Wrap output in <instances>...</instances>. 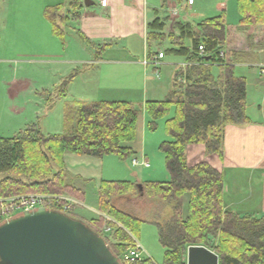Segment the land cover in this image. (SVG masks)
<instances>
[{
	"label": "trees",
	"instance_id": "1",
	"mask_svg": "<svg viewBox=\"0 0 264 264\" xmlns=\"http://www.w3.org/2000/svg\"><path fill=\"white\" fill-rule=\"evenodd\" d=\"M78 6L77 0H70V7ZM62 7L44 10L52 34L61 42L67 22ZM237 7L242 19L234 30L228 29L224 12L198 24L175 23L177 36H166L162 32L165 24L159 19L149 24V51L154 44L160 46L167 39L170 46L166 51L185 58L186 63L184 71L179 69L175 74L173 89L166 98L144 106L148 130H155L157 121L165 119L174 109L164 126L171 140L159 146L170 179L147 183L143 188L148 198L170 207L167 220L152 222L165 250L161 264H185L189 246L209 249L217 254L219 264H264V214L239 215L225 211L222 174L205 162L188 167L185 159V148L191 144H203L207 155L221 157L225 127L249 123L245 113L246 82L234 74V65L243 62L248 54L230 51L222 59L219 51L227 47L230 33L246 35L245 43L251 49L256 37L247 30L252 27H262L256 41L264 43V0H237ZM199 47L203 48V54ZM213 66H217L218 75L214 76ZM78 73L79 70L72 71L53 92L43 94L47 108L66 98L68 86ZM178 77L185 83H177ZM63 107L62 134L43 135L37 125H31L12 138H0V200L29 194L74 197V191L66 185L65 153L97 158L115 155L121 160L132 155L130 149L122 147L136 138L139 113L132 104L65 101ZM120 187V183H103L99 191V209L110 219L100 217L89 223L81 220L104 238L118 260L134 245L132 240L137 239L143 223L112 207L111 197L122 193ZM123 187L131 192L135 190L129 183ZM185 195H189V200L183 215ZM105 224L108 235L101 232Z\"/></svg>",
	"mask_w": 264,
	"mask_h": 264
},
{
	"label": "crops",
	"instance_id": "2",
	"mask_svg": "<svg viewBox=\"0 0 264 264\" xmlns=\"http://www.w3.org/2000/svg\"><path fill=\"white\" fill-rule=\"evenodd\" d=\"M84 1L77 0L79 6L74 8L70 7V0H0V138H12L31 125H37L43 135L62 134L65 101L132 104L137 97L146 104L164 100L173 89L175 74L186 63L185 58L179 56L176 62L163 63V58L162 66L169 69L165 80L151 77L150 67L143 63L155 54L152 48L148 49L149 24L159 19L165 24L162 31L165 35L177 36L173 27L177 22L198 24L219 16L216 6L213 11L205 10V6L196 8L194 0L185 1L181 16L175 0H165L164 7L162 0H89L93 3L90 6H85ZM59 5L63 6L61 12L68 19L63 27V42L52 34L51 25L44 16L46 8ZM235 9L237 14L233 8L230 14H225L229 30L237 28L242 19L238 7ZM162 13L167 15L162 17ZM194 18L199 21H193ZM256 29L259 34L262 27ZM255 31V27L247 30L249 35ZM256 38L248 58L234 65V74L240 66L256 67L258 78L254 90L260 100L257 110L251 115L246 86L245 113L249 123L225 127L223 155H207L203 144H191L185 148V159L188 167L205 162L222 174L225 211L261 216L264 214V80L260 69L264 67V43L257 44ZM244 39V34L230 33L224 52L247 53L250 49L243 45L246 44ZM74 70L79 73L70 82L66 98L47 108L43 94L53 92ZM212 71L214 76L219 73L217 66H213ZM144 113L145 116L138 114L135 141L122 147L132 151L131 157L147 163V168L140 166L137 167L139 172H132L115 155L102 158L63 155L66 185L74 191V197L69 198L77 203L74 209L85 204L96 214L90 221L81 216L75 218L86 223L100 217L110 219L99 209V191L103 183H120L122 193L111 197L112 207L143 223L148 213L158 221L165 204L149 200L143 188L147 183L159 181L149 172L145 183L131 181L134 175L141 178L142 169L152 166L150 153L142 143L143 120L146 128L149 121ZM170 113L163 119V126L173 116L174 109ZM167 176L170 179L168 172ZM127 183L134 186L133 192L123 187ZM188 200L189 195H185L186 204ZM142 257L151 260L144 250Z\"/></svg>",
	"mask_w": 264,
	"mask_h": 264
},
{
	"label": "water",
	"instance_id": "3",
	"mask_svg": "<svg viewBox=\"0 0 264 264\" xmlns=\"http://www.w3.org/2000/svg\"><path fill=\"white\" fill-rule=\"evenodd\" d=\"M85 6L93 3L84 1ZM217 254L189 246L186 264H219ZM0 264H120L104 238L58 211L23 212L0 224Z\"/></svg>",
	"mask_w": 264,
	"mask_h": 264
},
{
	"label": "rangeland",
	"instance_id": "4",
	"mask_svg": "<svg viewBox=\"0 0 264 264\" xmlns=\"http://www.w3.org/2000/svg\"><path fill=\"white\" fill-rule=\"evenodd\" d=\"M195 4L194 6L197 7H202L205 6V10H214V6H216L217 10H218V15H220L222 12H224V15L230 14L232 12V8L233 10H235L236 12V7H237V0H194ZM236 2V3H235ZM178 6V11L180 12V16L183 15V11L181 10V6L185 5V0H182L181 4L176 3ZM213 5V6H212ZM204 8V7H203ZM234 12V11H233ZM209 13V12H207ZM237 14V12L235 13ZM162 17L166 16V13H162L161 14ZM209 15H213V14H209ZM65 16V15H64ZM66 17V16H65ZM213 17V16H212ZM67 19V17H66ZM68 20V19H67ZM195 22L199 21L198 18H194ZM235 28H232V30H234ZM255 32L253 33L252 36L257 37L258 35V29L255 28ZM257 35V36H256ZM168 36V35H166ZM246 37V35H244ZM259 44V43H257ZM263 44V43H262ZM246 45V44H243ZM170 44H169V40L166 39V41H164L163 43H161L160 46H156V44L153 45L152 50L154 53H157L156 51L159 49L164 53V60L162 61L163 63H167V62H172V61H178L176 59L177 56L167 52L166 50L169 48ZM260 47H258L259 49ZM253 48L250 49V51H247V54L249 55L251 50ZM257 55H259V53H257ZM248 58V57H247ZM252 61H248L249 64H251ZM150 67L151 70V77L155 78L157 77V75L155 74V69L153 65H148ZM152 68V69H151ZM169 69H167L166 67L162 66V64H160L159 66V74L158 77L162 78V81L165 80L166 75L168 74ZM237 76H243L245 82L247 81V89H248V104L250 107V111H251V115H254V112L257 110V106L260 104V100H259V94L254 90V87H256V79L258 78V72L256 67H248V66H240L237 69V72L235 73ZM246 78V79H245ZM151 99V98H148ZM132 105L139 111L138 113L140 114V116H145V111L143 106L145 104H143V102L140 100V98H135V100L132 102ZM171 115V113H170ZM164 120L160 119L157 121V125H156V129L155 130H148L146 128V124L145 121L143 120V127H142V132H143V145L146 149L147 152H149V157H150V163H151V169H142L143 173L141 178H138V176L131 177V181L136 183V181H141L140 183H145L147 180L146 175L147 173H153L154 174V179H157V181L159 182H166L169 180V177L167 176V171H166V167H165V161L162 155V152L159 150V146L161 144V142L163 141H168L171 140V137L167 134V132L165 131V127L163 126ZM118 158V157H117ZM133 157L129 156L128 158L121 160L122 162H125L127 167L129 168V170H131L132 172H139V168H135L132 167L130 164V161ZM138 175V174H137ZM141 175V174H140ZM149 200H151L150 198H148ZM152 202V201H151ZM72 205H70L71 210H70V214L73 215L74 217H84L85 219H87L88 221H90V219L94 218L96 216V214L89 210V208L84 204V207H79V208H75V205H77V203L75 202H71ZM187 212L186 210V203H183V215H185ZM146 215V214H145ZM144 215L145 218V223H143L140 227V231H139V235L137 237V239H133L132 242L134 243L135 241L137 242V244L143 248V250L148 254V257L151 258V260H149V264H161L162 263V259H163V254H164V249L163 247L160 245L159 241H158V232H157V227L152 223L155 222L156 220L154 219V216H152V213H148L146 216ZM167 216V217H166ZM170 216V207L165 205L163 206V210L160 213V215L157 217L158 218V222H163L165 220H167V218ZM108 228L105 225H103L101 232L104 235H108Z\"/></svg>",
	"mask_w": 264,
	"mask_h": 264
},
{
	"label": "built area",
	"instance_id": "5",
	"mask_svg": "<svg viewBox=\"0 0 264 264\" xmlns=\"http://www.w3.org/2000/svg\"><path fill=\"white\" fill-rule=\"evenodd\" d=\"M189 1V0H185ZM200 54H203V48H198ZM219 57L224 59L225 52L224 50L219 51ZM164 58L163 52H157L149 56L146 60H144V65H153L155 69V74L158 76L159 74V66L161 64V60ZM186 67V64L181 68L183 71ZM260 74L262 79L264 80V67L260 69ZM176 82L179 84H184L185 80L182 77H178ZM130 164L132 167H148V164L139 161L138 158L134 157L131 159ZM71 202H73L68 196H54V195H40V194H29L24 196L12 197L7 199L0 200V224L14 218L16 216H20L23 212H32L37 209L43 208L47 210L58 211L63 214H70ZM109 233V228H106ZM143 250L134 242V245L127 249V251L121 256L119 262L120 264H149V261L143 259Z\"/></svg>",
	"mask_w": 264,
	"mask_h": 264
}]
</instances>
